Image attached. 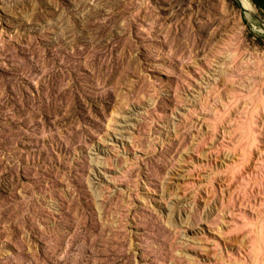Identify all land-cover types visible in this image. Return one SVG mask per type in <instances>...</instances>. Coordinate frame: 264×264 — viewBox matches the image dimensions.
I'll return each instance as SVG.
<instances>
[{"label":"rangeland","instance_id":"1","mask_svg":"<svg viewBox=\"0 0 264 264\" xmlns=\"http://www.w3.org/2000/svg\"><path fill=\"white\" fill-rule=\"evenodd\" d=\"M250 12L0 0V264H264Z\"/></svg>","mask_w":264,"mask_h":264},{"label":"bare ground","instance_id":"2","mask_svg":"<svg viewBox=\"0 0 264 264\" xmlns=\"http://www.w3.org/2000/svg\"><path fill=\"white\" fill-rule=\"evenodd\" d=\"M238 2L248 14L254 9V5L252 4L251 0H238Z\"/></svg>","mask_w":264,"mask_h":264},{"label":"trees","instance_id":"3","mask_svg":"<svg viewBox=\"0 0 264 264\" xmlns=\"http://www.w3.org/2000/svg\"><path fill=\"white\" fill-rule=\"evenodd\" d=\"M251 2L259 10V12L264 16V0H251Z\"/></svg>","mask_w":264,"mask_h":264},{"label":"water","instance_id":"4","mask_svg":"<svg viewBox=\"0 0 264 264\" xmlns=\"http://www.w3.org/2000/svg\"><path fill=\"white\" fill-rule=\"evenodd\" d=\"M253 4V3H252Z\"/></svg>","mask_w":264,"mask_h":264}]
</instances>
